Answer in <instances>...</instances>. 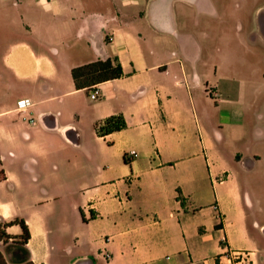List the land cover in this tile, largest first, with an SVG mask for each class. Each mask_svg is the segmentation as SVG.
Segmentation results:
<instances>
[{"label":"crops","instance_id":"crops-1","mask_svg":"<svg viewBox=\"0 0 264 264\" xmlns=\"http://www.w3.org/2000/svg\"><path fill=\"white\" fill-rule=\"evenodd\" d=\"M218 7L0 0V222L25 221L33 264H264V114L224 83ZM106 59L123 76L91 101L71 70Z\"/></svg>","mask_w":264,"mask_h":264},{"label":"rangeland","instance_id":"rangeland-1","mask_svg":"<svg viewBox=\"0 0 264 264\" xmlns=\"http://www.w3.org/2000/svg\"><path fill=\"white\" fill-rule=\"evenodd\" d=\"M213 1H217L219 7L217 12L212 13V15H217L212 16V18L209 17L213 28L211 52L213 56H216L215 60L220 66L234 70L237 73L235 83H224L232 86L231 96L235 95L233 92L236 90L238 94L244 95L245 98L256 99L258 111L264 114V38H258L254 33V46L250 48L251 41L247 35L250 32L251 25L255 24V19L264 16V0ZM224 21L226 23H223ZM236 21L243 22L244 29L242 33L237 31ZM216 26L222 29L221 33L224 36L214 33ZM226 50L233 52L232 55L229 54L228 59L221 57L219 54V52L222 53ZM251 51L254 54L253 57ZM253 69L257 70V74H254L256 71ZM250 77L252 79L248 82ZM241 81H243V84ZM16 243L15 240H6L4 243H0V252L5 264H17L25 259V256L18 250Z\"/></svg>","mask_w":264,"mask_h":264},{"label":"trees","instance_id":"trees-1","mask_svg":"<svg viewBox=\"0 0 264 264\" xmlns=\"http://www.w3.org/2000/svg\"><path fill=\"white\" fill-rule=\"evenodd\" d=\"M71 76L76 89H88L102 82L121 78L123 72L117 59L98 60L88 63L71 70ZM126 123L121 115H113L104 119L97 127V133L100 136H106L113 132L125 129ZM12 226H18L20 234L12 236L7 233V229ZM30 238L29 230L23 219L14 218L10 221L0 223V243L6 240H15L18 250L25 256V259L17 264H33L29 258V252L26 248ZM0 264H5L0 252Z\"/></svg>","mask_w":264,"mask_h":264},{"label":"built area","instance_id":"built-area-1","mask_svg":"<svg viewBox=\"0 0 264 264\" xmlns=\"http://www.w3.org/2000/svg\"><path fill=\"white\" fill-rule=\"evenodd\" d=\"M209 95L213 98H217L218 97V93L217 91H214V90H209ZM100 97V91L98 89L97 86H93L90 90V93H89V99L91 101H95L97 100L98 98ZM29 102L27 100H22V101H18L17 103V109L18 110H23L25 109L27 106H29ZM31 125H35L36 123L34 121H31L30 123ZM135 154L134 153H131V154H128L127 155V159L131 158V157H134ZM94 212L97 213V210L94 209ZM108 239H105V242H107ZM108 257V256H107Z\"/></svg>","mask_w":264,"mask_h":264}]
</instances>
